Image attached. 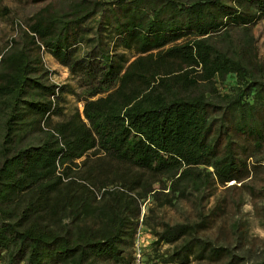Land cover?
<instances>
[{
  "label": "trees",
  "instance_id": "trees-1",
  "mask_svg": "<svg viewBox=\"0 0 264 264\" xmlns=\"http://www.w3.org/2000/svg\"><path fill=\"white\" fill-rule=\"evenodd\" d=\"M26 1L42 4L0 51V264H132L140 201L164 188L199 207L150 225L166 260L243 264L203 232L246 198L264 219L252 201L264 197V63L251 31L264 0ZM42 53L73 85L47 80ZM65 91L81 109L52 121ZM231 180L235 193L216 191Z\"/></svg>",
  "mask_w": 264,
  "mask_h": 264
},
{
  "label": "rangeland",
  "instance_id": "rangeland-1",
  "mask_svg": "<svg viewBox=\"0 0 264 264\" xmlns=\"http://www.w3.org/2000/svg\"><path fill=\"white\" fill-rule=\"evenodd\" d=\"M41 4L42 2H30L26 0H0V51L7 45L9 38L17 34L18 26H24L26 17ZM251 31L255 38L257 56L264 63V18H260L253 23ZM42 60L44 67L47 69L46 76L48 81L73 85L74 81L69 76L65 66L56 62L47 53H42ZM230 81L231 78L228 77L224 82L218 83L220 90H224ZM62 95L63 99L59 100L61 112L51 115L50 120L52 121L64 117L75 106L79 110L81 109L82 102L76 98L75 94L65 91ZM79 159H76V161H79ZM82 169L83 167L79 166L72 174L77 175ZM157 181L152 182V186L155 188L159 186ZM254 181L256 184H264V170L256 173ZM229 183H231L230 186L224 187ZM233 184H238V182L231 180L225 185H218L216 191L225 196L235 193L237 189L235 186H232ZM108 186L110 185L108 184ZM155 197L152 198L150 195H147L140 201L136 228L139 229L138 241L141 243L139 248L142 264H176L172 260H166L170 244L160 243L154 245L152 243L153 234L150 225L158 219L168 220L169 222L194 219L197 217L196 211L199 207L189 200L175 198L176 196L170 195L166 192L165 188L159 191ZM252 201L259 206L264 202V197H254ZM211 202L212 199L207 202L206 206L211 204ZM250 202L246 198L241 205L236 207L227 205L224 213L203 232L204 235L209 236L216 244L229 243L235 246L239 254L243 255V264H247L264 254V219L255 214ZM205 207L203 206L201 209L205 210ZM232 221H239L241 223L240 236H236L237 232L232 231L230 227ZM191 262L195 263V260ZM200 264L206 263L200 262Z\"/></svg>",
  "mask_w": 264,
  "mask_h": 264
},
{
  "label": "built area",
  "instance_id": "built-area-1",
  "mask_svg": "<svg viewBox=\"0 0 264 264\" xmlns=\"http://www.w3.org/2000/svg\"><path fill=\"white\" fill-rule=\"evenodd\" d=\"M139 229L134 232V240L132 244V264H142V256L140 253V242L138 241Z\"/></svg>",
  "mask_w": 264,
  "mask_h": 264
}]
</instances>
